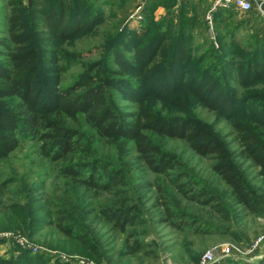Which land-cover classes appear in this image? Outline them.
Instances as JSON below:
<instances>
[{
    "label": "trees",
    "instance_id": "1",
    "mask_svg": "<svg viewBox=\"0 0 264 264\" xmlns=\"http://www.w3.org/2000/svg\"><path fill=\"white\" fill-rule=\"evenodd\" d=\"M3 2L12 9L0 11L7 34L0 37V57L4 58L0 60V161L24 142H36V153L42 158L33 164L42 169L33 174L42 183L40 189L30 185L27 191L42 192L40 197L50 215L37 223L52 227L97 261L122 264L125 257L145 252L148 246L140 238L141 231H127L129 226L145 223L146 194L154 192L165 207L162 220L180 231L205 235L215 228L196 223L198 217L184 207L173 209L176 203L170 200L174 195L149 174L172 176L174 189L184 198L227 221L234 210L263 213L264 87L251 91L253 101H248L247 107H239L237 102L240 89L264 84V28L256 33L253 50L241 53L244 61L236 62L233 50L214 51L216 63L201 65L202 59L195 58L189 42L198 23L199 3L183 2L177 10L169 8L158 22L151 18L139 27L131 26L133 20L122 22L101 48L104 60L61 86V73L69 64L43 42L58 45L84 33H96L103 22L100 8L93 7L90 0H33L31 6L23 0ZM236 12L217 9L212 13L213 22L224 23ZM231 82L236 89H230ZM126 88V98L134 106L122 110L114 102L113 92ZM154 100L162 107H155ZM259 100H263L260 105ZM195 102L229 121L236 147L193 115L187 106ZM251 104L259 111L251 112ZM251 115L262 129L250 121ZM159 138L182 140L196 155L209 159L210 175L224 184V191H219L214 179L184 181L189 176L187 170L162 148ZM134 156L140 180L131 182L126 166ZM43 158L54 166L48 179L55 174L66 182L60 194L43 192L49 181L41 176L48 170ZM251 168L257 171V181ZM12 180L0 181V199ZM4 210H0L1 216L20 218L30 234L39 226L24 209ZM45 262L41 256L27 254L12 260L0 258V264Z\"/></svg>",
    "mask_w": 264,
    "mask_h": 264
},
{
    "label": "rangeland",
    "instance_id": "2",
    "mask_svg": "<svg viewBox=\"0 0 264 264\" xmlns=\"http://www.w3.org/2000/svg\"><path fill=\"white\" fill-rule=\"evenodd\" d=\"M188 1L199 3L198 23L195 25L194 35L190 37L189 42L195 58L202 59L200 64L215 62L217 54L214 56V51L232 53L233 50V59L236 62L244 61L246 58L241 53H249L253 50L256 45V33L264 28V17L256 18L254 11L233 13L226 22L215 25L213 21L210 24L206 18L214 0H203V3L200 0H90L93 7L100 8L99 13H101L103 21L96 27V33H84L74 39L63 40L58 45L51 46V42H43L45 48L50 51L57 50L69 64V68L61 73V86L72 83L94 62L104 60L105 51H101V48L108 43V36L110 37L122 22L133 20L131 24L133 27H139L151 18L158 22L167 15L169 8L177 10L180 3ZM32 2L33 0H23V4L28 6H31ZM11 9L12 7L0 0V11L8 13ZM4 19L0 15V37L7 35L4 29ZM200 29H202V33H200ZM2 59L4 58L0 57V60ZM196 65L195 69H197ZM47 73L50 72L47 71ZM45 85L44 82L43 87ZM229 87L230 89L237 88L232 82ZM262 87L264 84H255L251 86L252 90L246 88L243 91L240 89L238 93L241 96L237 102L238 106L247 107L248 101H253L251 100V91L262 89ZM128 93V88L124 91L114 90L113 92L114 102L122 110L134 106V102L126 98ZM154 103L158 109L162 107L161 102L154 100ZM261 103L263 100H259V105ZM252 104L249 110L253 113L259 111ZM187 108L201 121L212 125L231 143L232 147H236L235 135L229 121L224 116L198 102L187 106ZM249 119L258 128L262 127L252 115ZM158 141L162 148L174 155L182 167L187 170L189 176L184 181L214 179L219 191H224V184L217 177L210 175L209 159L196 155L182 140L159 138ZM108 151L105 149V152ZM135 157L127 160L126 166L131 182L140 180V169ZM40 158L36 153V142L26 141L11 156L0 161V181H5L9 177L14 179L6 186V195L3 200L0 199L2 200L0 210L5 208L4 212L11 213L10 211L24 209V214L27 217L36 219L35 223L49 219L50 215L45 210L44 202L40 197L42 192L34 191L30 194V191H27L30 185L31 188L35 185L36 189H40L39 183H42V179L33 174L37 169H42L39 165L33 164L35 161H40ZM42 161L47 165L50 164L44 158ZM51 166L53 165L47 166L46 175L43 174L44 172L41 174L43 179L47 180L53 173ZM251 173L252 178L257 181L259 178L257 179L256 169L251 168ZM149 178L158 180L168 187V192H171L175 198L170 200L171 203L173 201L176 203V206L172 205L173 209H177V206L184 207L195 213L194 217H198L196 223H209L215 228L211 230L210 234L205 235L180 231L162 220L163 217H166L165 207L161 205L154 192L146 194L143 218L145 223L141 226H129L127 231H141L140 238L148 246L145 252L125 257L122 264H197L200 257L208 251L214 253L215 262L213 264H264V211L260 215H251L234 210L235 214L232 215V219L227 221L208 207L184 198L174 189L170 181L172 176L167 179L165 176L149 174ZM48 180V187L43 192L55 191L60 194L61 190L66 187L65 180L61 181L55 177V174ZM11 217H0V258L12 260L27 254L31 257H43L46 261L45 264H107L105 261H97L92 258L86 250L72 240L64 238L52 227H43L40 222L37 223L39 226L34 227L35 230L33 228L34 233L30 234L26 229L27 224H24L20 218L17 220ZM107 233L109 235L110 232ZM256 241L259 243L253 247Z\"/></svg>",
    "mask_w": 264,
    "mask_h": 264
},
{
    "label": "built area",
    "instance_id": "3",
    "mask_svg": "<svg viewBox=\"0 0 264 264\" xmlns=\"http://www.w3.org/2000/svg\"><path fill=\"white\" fill-rule=\"evenodd\" d=\"M217 9H233L240 13L254 11L256 15L264 17V0H214L206 15V18L210 24L213 21L212 13ZM259 241H256L253 247H256ZM214 262V253L212 251H208L200 257L197 264H213Z\"/></svg>",
    "mask_w": 264,
    "mask_h": 264
},
{
    "label": "water",
    "instance_id": "4",
    "mask_svg": "<svg viewBox=\"0 0 264 264\" xmlns=\"http://www.w3.org/2000/svg\"><path fill=\"white\" fill-rule=\"evenodd\" d=\"M29 3H30V1H29Z\"/></svg>",
    "mask_w": 264,
    "mask_h": 264
}]
</instances>
